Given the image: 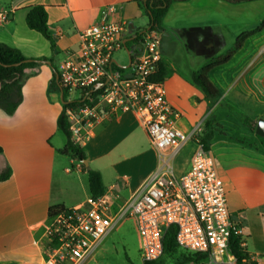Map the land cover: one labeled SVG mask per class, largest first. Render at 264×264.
<instances>
[{
	"label": "crops",
	"instance_id": "1",
	"mask_svg": "<svg viewBox=\"0 0 264 264\" xmlns=\"http://www.w3.org/2000/svg\"><path fill=\"white\" fill-rule=\"evenodd\" d=\"M220 1L223 0L173 3L163 18L162 31H159L161 63L168 72L163 80L166 98L179 113L175 126L187 134L195 131L208 116V101L192 83L190 75L207 61L203 50H211L212 44L195 50L189 44L194 41L206 43L203 34H195L193 41L185 33L195 29L208 30L226 41L221 26L208 18L218 13ZM261 1L264 0L240 4L223 2L242 6ZM34 6L46 7L48 30L56 46L54 51L46 39L26 25V15ZM142 15L145 25L129 31L128 22ZM104 20L125 24L124 58L116 60L119 66L126 67L130 60L128 51L135 45L133 37L148 26L144 11L132 0H0V44L18 49L27 59H52V63L40 62L26 70L23 99L13 115L0 110V174L7 168L11 171L9 178L0 182V264H43L44 232L50 210L77 207L91 198L87 175L81 170L80 163L62 154L66 139L57 128V120L63 97L61 99L59 89L55 91L50 84L65 53L78 48L79 34ZM261 62L243 70L244 81L239 79L231 84L234 105L245 106L243 128L233 131L231 139L216 140L211 125L213 137L208 150L212 155L214 143L216 156L212 157L225 189L231 221L239 228L241 247L257 264H262L260 257L264 256L260 251L264 240V139L251 133L244 120L249 118L257 122L264 119V68L257 67ZM213 84L220 89V85ZM134 125L143 130L153 155L139 185L143 186L159 163L147 133L133 113L101 120L82 147L86 152L87 167L101 174L105 193L116 196V202L126 200L120 195L123 182L118 166L120 156L127 148L126 137ZM245 138L250 144L243 142ZM195 147L196 144L192 145L189 140L175 156L176 176L190 168ZM249 244L254 253L249 251Z\"/></svg>",
	"mask_w": 264,
	"mask_h": 264
},
{
	"label": "built area",
	"instance_id": "2",
	"mask_svg": "<svg viewBox=\"0 0 264 264\" xmlns=\"http://www.w3.org/2000/svg\"><path fill=\"white\" fill-rule=\"evenodd\" d=\"M125 32L124 23L106 20L83 30L78 48L66 52L58 64L56 81L62 97L82 102L66 112L76 145L83 147L101 120L130 112L147 133L159 167L115 211L117 198L109 193L77 207L51 210L43 264H82L125 218L136 224L142 264L162 257L164 236L172 226L177 247L203 257L197 264H238L230 242L240 231L231 221L210 152L197 142L188 171L174 173L173 159L194 131L177 129L179 113L168 103L163 81L154 79L162 61L160 33L144 32L129 51L131 61L121 67L115 54L125 47ZM250 262L254 260H242Z\"/></svg>",
	"mask_w": 264,
	"mask_h": 264
},
{
	"label": "rangeland",
	"instance_id": "3",
	"mask_svg": "<svg viewBox=\"0 0 264 264\" xmlns=\"http://www.w3.org/2000/svg\"><path fill=\"white\" fill-rule=\"evenodd\" d=\"M220 2L218 13H213L208 18L211 19V22L221 26L220 28L224 32L226 41L221 35H212L208 30H205L203 33V42L206 43H196L194 41L195 33L190 36L194 42L189 45L195 50L204 49L203 47H206V44H212L211 50H203L207 61L226 53L234 46L236 39L242 33L250 31L258 32L245 40L242 49L234 55L226 66L212 71L209 75L210 81L220 85L221 89H219L220 98L216 102L213 104L207 102L208 116L206 120L210 119L212 121L213 130L217 137L216 140H220L222 137L231 139L233 131L238 132L243 128L242 120L246 115L245 106L243 108V104L234 105L231 99V84L236 83L239 79L241 82L244 81L246 75L242 74L243 70L246 68L250 69L264 59V1L242 6L228 5L223 1ZM196 19L200 20V17ZM145 22V17L142 15L130 20L127 28L129 31H132L135 27L144 26ZM115 58L123 59V51L116 53ZM257 67L264 68V60ZM239 74L241 75L238 76ZM204 123L197 125L191 138L192 145H195L197 142L201 143L199 132L204 129ZM243 142L250 144L246 138ZM126 144L127 148L124 150L123 155L120 156L121 162L118 166V172L123 182L122 185H125L123 187L122 185L120 186V190H122V194L120 195L122 199L126 200L117 201L114 211L118 208V205L125 203L145 186L146 183L139 187L141 181L145 178L153 157L148 148L147 138L143 130L136 125H134L132 132L126 137ZM214 146L215 144L213 143L211 152L215 157ZM261 244L262 250L260 251L264 252V240L261 241ZM141 248L142 242L134 220L125 218L119 222L102 244L96 248L91 257L82 264H142L140 257ZM249 251L254 253L250 244ZM260 258L262 259V264H264V256ZM169 263L171 264V262Z\"/></svg>",
	"mask_w": 264,
	"mask_h": 264
},
{
	"label": "trees",
	"instance_id": "4",
	"mask_svg": "<svg viewBox=\"0 0 264 264\" xmlns=\"http://www.w3.org/2000/svg\"><path fill=\"white\" fill-rule=\"evenodd\" d=\"M188 0H132L136 6L144 11V14L148 18L147 28L140 33H137L133 39V43H137L142 34L147 30L162 31V21L165 17L169 7L176 2H186ZM230 4H240L244 2H252L256 0H223ZM47 10L44 6H34L29 9L26 15L27 27L39 33L44 39H46L54 51L55 41L51 37L48 25ZM205 30H190L186 32V35L191 36L195 34H203ZM258 32V31H257ZM255 31L242 33L235 41L234 46L229 49L223 55L213 57L209 59L198 71L193 72L190 75L192 83L199 88L205 95V98L209 104H213L220 98L219 89L210 81L209 74L215 69L226 66L231 59L237 54L243 47L245 40L257 33ZM204 35V34H203ZM214 38V36H213ZM40 62H51L50 58L39 59H27L22 53L13 47L0 44V110L6 115H13L19 105L22 102V86L26 79V70L36 67ZM56 73V70H55ZM55 73L51 80V87L58 91V83L56 81ZM168 72L162 63L159 64L157 75L154 77L156 81H163ZM82 104L81 101H67L65 95H63L62 111L57 120V128L64 135L66 139L65 147L62 150V154L69 157L73 161L78 163L87 159L84 149L74 143L70 132V121L67 117V110L76 108ZM244 123L247 125L249 131L254 133L257 122L245 118ZM212 121L207 119L204 123V129L199 134V138L204 148L209 150V141L213 137V131L211 128ZM81 165V170L87 175L88 187L90 197L94 200L101 198L105 194V187L102 181L101 174L88 167ZM10 169H5L0 174V182L5 181L10 176ZM59 207L57 209H61ZM54 210V209H52ZM51 211V210H50ZM175 227H170L164 236L163 241V255L154 262L143 264H197L203 257L197 254H191L180 250L175 242ZM230 249L232 254L238 261V264H242V260L249 259L248 254L241 247V241L239 236H234L230 242ZM254 264V262H250Z\"/></svg>",
	"mask_w": 264,
	"mask_h": 264
},
{
	"label": "water",
	"instance_id": "5",
	"mask_svg": "<svg viewBox=\"0 0 264 264\" xmlns=\"http://www.w3.org/2000/svg\"><path fill=\"white\" fill-rule=\"evenodd\" d=\"M126 43V42H124ZM127 50V49H126ZM129 53V51H128ZM131 60H129L130 62ZM56 80H57V76H56ZM61 99H62V94H61ZM94 103H97V100L94 101ZM255 135H257L258 137L260 138H263L264 139V119H258L257 120V124H256V127H255V131H254ZM80 164H83L84 166H88V162L87 160H84L82 162H80Z\"/></svg>",
	"mask_w": 264,
	"mask_h": 264
}]
</instances>
